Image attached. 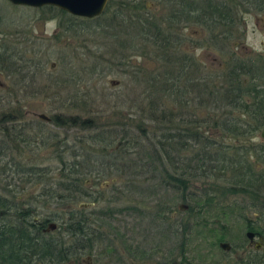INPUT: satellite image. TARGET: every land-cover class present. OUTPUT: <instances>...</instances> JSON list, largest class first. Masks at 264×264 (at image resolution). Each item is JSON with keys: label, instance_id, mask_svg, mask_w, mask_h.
I'll use <instances>...</instances> for the list:
<instances>
[{"label": "rangeland", "instance_id": "obj_1", "mask_svg": "<svg viewBox=\"0 0 264 264\" xmlns=\"http://www.w3.org/2000/svg\"><path fill=\"white\" fill-rule=\"evenodd\" d=\"M107 2L110 10L105 18L84 21L66 11L63 14V10L53 6H20L0 0V43L9 50H16L22 57L16 65L21 71L8 72L10 69L6 65L3 66L7 72L0 71V107L4 106L5 101H16V107L24 117V132L30 136L27 138H33L39 130L43 135V142L35 143L42 144L40 147H35L34 143L27 144L23 154L19 156L11 153L7 159L13 162L33 161L47 172L49 167L53 171L57 166L58 156L54 152L57 147L61 150V145L71 146L69 149L72 152L83 151L87 154V160L83 162L88 170V188L95 200L84 198L80 204L88 203V211L99 213L103 222L96 229L93 248L85 249L79 256L75 255L68 264H163L165 257L174 254L179 256L181 253L180 240L169 232L170 224L175 221L184 222L185 225L188 223L184 250L192 259V264H242L240 261L251 248L245 236L247 225L264 235V220H261L258 212L245 206V199L241 195L228 197L227 202L235 201L237 206L233 214L222 219L216 217L221 214L214 205L211 208L202 206L201 211L205 212L199 218V223L202 221L205 225L194 226V217L186 212L187 208L180 209L181 205L188 207L191 199L187 197L189 199L184 201L182 195L198 194L203 199L206 194L214 192L216 202L225 203V176L218 174L212 177L208 174L188 183L185 189L181 186H178L180 190L172 189L161 177L162 169L145 172L146 167H142L139 155L132 152L135 149L131 146L128 154H125L124 142L119 141L123 128L130 135L129 141L142 138L139 148H136L138 152H141L140 148L146 152L153 148L155 136L146 137L158 134L159 130L147 119L149 101L144 94L147 86L144 85L142 73L145 71L149 76L155 73L157 61L152 46L142 42L139 21L146 18L164 31L168 29V32H172V23L168 20L173 11L177 14L175 9L178 8V1L175 8L170 0ZM116 9L121 12L117 23L123 31L122 46L117 48V53L114 52L115 45L111 43L108 32L110 27L117 31V23L112 26L105 23ZM58 20L64 24L58 26ZM99 25L101 27H97ZM173 34L174 41L179 44L177 54L191 57L200 71L198 75H212L217 83L226 78L227 70L236 69L239 60L246 62V58L257 53L264 59V11L245 12L239 22L228 28H213L202 21L184 20L179 27L174 28ZM130 45L135 48L134 52L129 50ZM22 75H25L24 81H21ZM190 98L188 96L187 101L192 100ZM166 105L176 112V105L171 101H167ZM208 109L211 111L212 106L187 104L186 109H182L185 117L194 121V132L206 134L208 126L217 122L213 119L214 115L208 118L207 123L204 122L209 116ZM40 114L49 118L53 114L89 118L92 127L64 129L39 118ZM236 117L237 113H234L227 118ZM218 118V121L223 119L219 115ZM210 131L213 134H207L209 139L220 145H228L221 148L224 147L231 157L249 154L252 164L258 166L264 162L261 130L252 137L237 140L226 137L220 131ZM95 136L114 142L111 147L93 145L92 138ZM124 140L127 142V139ZM121 152L122 160L117 159ZM64 159L71 160L69 152H65ZM134 159L136 162H131ZM152 164L151 161L147 167ZM165 167L170 165L167 163ZM103 171L112 174L105 176ZM118 173L123 174V177L119 178ZM7 175L0 176V195L11 198L19 206H30L33 218L40 220L53 213L61 217L66 215L68 208H62L61 203L37 196L40 193L38 184L23 182L25 178L19 176L14 183L9 171ZM52 176V173L48 174V177ZM3 181L9 183V189L18 188L17 193L6 191ZM105 214L107 217H103ZM165 216L167 218L164 219ZM48 223L47 229L54 233L61 229L59 219ZM220 225H224V229ZM222 234L223 240L217 241ZM222 242L229 243L230 247L223 249L220 247Z\"/></svg>", "mask_w": 264, "mask_h": 264}, {"label": "trees", "instance_id": "obj_2", "mask_svg": "<svg viewBox=\"0 0 264 264\" xmlns=\"http://www.w3.org/2000/svg\"><path fill=\"white\" fill-rule=\"evenodd\" d=\"M177 6L178 8L175 9L177 14H173L174 19L168 20L172 23V27L179 25L181 21L190 20V22H205L213 28H228L239 22L245 12L251 10L264 11V0H241L237 1L236 4L231 2V4L221 5L211 4L209 0H206L200 5L187 7L180 4ZM109 10L110 4H107L104 13L100 16L83 19H85L84 21H91L97 18H105ZM118 11L120 9H116V12L105 22L106 25L112 26L117 23V20L121 17V12ZM62 13L64 14V11ZM145 19L139 21L141 25L139 32L143 37L142 42L148 43L150 47L152 46L157 61L155 73L150 74V76L145 71L142 73L144 85L147 86L144 94L149 101L147 119L149 118L150 123L159 132L156 131L158 134L152 136L147 135L146 138L155 136L152 144L153 148L150 152L140 148L141 153L136 148L140 145L139 142L142 138L139 137L140 140L129 141L128 131H124L122 128V136L119 141L124 142L123 151L128 154L129 148L132 146L135 149L132 152H137L140 156H138V159L143 163L142 167H146L145 172H149L147 171L149 169L152 170L151 172L162 169L160 171L161 177L172 189H178V186L185 189L188 183L190 184L192 181L208 174L212 177H217L218 174L225 176L226 179L223 180L227 187L222 190L227 198L223 204L216 202L214 192L206 194L203 199L198 194L193 196L182 195L184 201L191 198L186 212L192 218L194 217L192 221L194 226L204 224L202 221L199 223V218L201 219L203 212H205L204 210L201 211L202 206L211 208L214 205L217 212L221 214L220 216L217 215V218L222 219L229 214H233L234 207L237 204L235 201L227 202V199L234 195H241L245 199V206H249L258 212L261 220H264V162L258 166L252 164L249 160V154L242 157H231L224 150V147L228 145L224 146L220 145L219 142L211 141L207 135L211 132L210 130H214L215 132L224 133L228 138L237 140L252 137L255 132L264 128L263 57H249L246 58V62L245 60L239 62V60L236 69H230V72L227 70L226 78L217 83L216 80H213L212 75L199 76L200 71L191 57L186 59L177 54L179 44L170 38L168 29L164 31L158 24L148 22ZM1 22L0 18V25ZM62 24L64 23L58 20V26H62ZM116 26H118L117 31L110 27L108 32L111 43L115 45L114 52L117 53V48L122 46L123 31L120 30L119 22ZM130 32L134 33L132 30ZM126 35L130 34L126 33ZM129 48L130 51L134 52V47L130 45ZM21 59V55L16 50H9L0 43V71L5 70L7 72L3 65L10 69L8 72L21 71L16 66ZM24 80L25 75H22L21 81ZM188 96L192 100L187 101ZM167 101H171L176 105V112L172 108L166 107ZM16 103L12 100L5 101L4 106L0 107V176H8L9 171L13 176V182L19 176V178H25L23 182L38 184L40 193L37 196L55 200L57 204H62V208L68 209L66 215L63 214L64 217L53 213L44 216L38 223L32 217L33 212L30 206L23 207L13 203L10 208L9 205H3V199L0 198V208H3L4 211L0 215V264H68L75 255L79 256L85 249L93 248V237L96 234V229L101 227L100 224L103 222L99 213L88 211V203L87 205L80 204L84 198L95 200L88 188V170L84 167L83 162L87 160V154L83 151L79 153L72 152L73 150L69 149L71 146L61 145L63 146L62 149L60 150L57 147L59 150L57 149L54 152L56 157L58 156L56 159L58 161L57 166L53 171L49 167L47 172L33 161L26 160L24 162L19 160L13 162L9 158L7 159L12 154H18L19 156L23 154L26 151L27 144L43 142V135L40 130L33 138H27L30 136L24 132L22 123L24 117L20 115ZM187 104L189 106L191 104L204 107L212 106L211 111L208 109L209 116L204 122L207 123L208 118L210 116L212 118L213 115L215 116L213 119L217 122L214 121L208 126L209 130H206V134L194 132L195 129L192 127V125H195L194 121L185 117V111H182L183 108L186 109ZM234 113H237L235 119L227 118ZM218 115L223 119L218 121ZM50 122L56 127L64 129L72 127L89 129L92 127L89 118L81 119L76 115L61 117L59 114H53L50 117ZM174 124L176 125L174 126ZM211 134L213 133L211 132ZM124 139H127V142ZM113 142H107L104 138L96 136L92 138L93 145L101 144L105 147L107 145L111 147ZM39 144H35V147L42 145ZM52 146H55V144ZM221 146L224 147L221 148ZM112 151L116 153V151ZM65 152H69L71 160L66 161L64 159ZM122 152L117 159H123V157L120 158ZM182 153H189V155L183 156ZM135 160L131 162L135 163ZM151 161L152 166L147 167ZM29 162L31 163L27 164ZM167 163L170 165L168 168L165 167ZM127 168L128 166H126ZM140 169L139 166V171ZM50 173L54 176L48 177ZM103 173L105 176L112 174V172L105 171ZM117 175L119 178L123 177V174L118 173ZM8 186L9 183L3 181V188L6 191L17 193L18 188L9 189ZM199 204L201 206L197 207ZM101 214L104 213L101 212ZM105 216L107 217V214L103 217ZM55 219H59L62 223L59 232L54 233L48 229L45 231L47 222ZM187 225L184 222L181 223V221L170 224L171 229L169 232L180 240L182 249L179 256L174 254L165 257L163 264H192V259L184 250L185 239L188 235ZM220 228L224 229V225H220ZM249 229H253V227L247 225V230ZM223 236L222 234V237L217 241L223 240ZM246 240H248L247 237ZM255 254L258 255L259 253L250 249L240 263H253L248 261V257ZM254 264L264 263L262 260H256Z\"/></svg>", "mask_w": 264, "mask_h": 264}, {"label": "water", "instance_id": "obj_3", "mask_svg": "<svg viewBox=\"0 0 264 264\" xmlns=\"http://www.w3.org/2000/svg\"><path fill=\"white\" fill-rule=\"evenodd\" d=\"M13 5H23L32 7L54 6L60 10L66 11L75 16L83 18H94L104 13L108 0H7ZM39 118L50 121V118L45 114H40ZM261 137L264 138V128L260 132ZM186 205H181L180 209H186ZM53 227V226H52ZM254 232L248 231L246 237L252 239ZM220 247L228 249L229 243L222 242Z\"/></svg>", "mask_w": 264, "mask_h": 264}, {"label": "flooded vegetation", "instance_id": "obj_4", "mask_svg": "<svg viewBox=\"0 0 264 264\" xmlns=\"http://www.w3.org/2000/svg\"><path fill=\"white\" fill-rule=\"evenodd\" d=\"M170 1H172V3H170V4L171 5L173 4V6H176V5H180L181 4L183 6L185 5V6L189 7L190 5H192V6H194V5H200V4H202L206 0H194V1H192V0H170ZM176 1H178L177 4H176ZM209 1L211 2V4L213 3V4H216V5L229 4L230 2H232L231 0H209ZM233 2H234V4H236L237 3V0H233ZM173 14H174V12L171 15H169L170 16V19L169 20L174 19V15ZM177 27H179V25H176V26L172 27L173 28L172 30L174 31V28H177ZM173 31L172 32L171 31L169 32V36H170V38L172 40H174L173 39V35H174L173 34ZM182 56L185 57L186 59L189 58L188 56H185V55H182ZM254 56L260 57L262 55H260L259 53H257ZM0 196H2L0 198L3 199V203H4L3 205H6V206L9 205L10 208H11L12 205H13V201L11 200V198L5 197L4 195H0ZM2 209L3 208H0V215L4 212ZM34 220L39 223V220H37L36 218H34ZM48 222H47L46 228L44 229L45 231L47 230V227L49 226L48 225L49 224ZM248 231H253L254 232V236L252 237V239H248V245L251 246L250 249L252 251L259 253L258 255L255 254V255H251L250 257H248V261L253 262L251 264H254V261H256V260H262L263 263H264V254H263V252H264V249H263V247H264V235L261 234L258 231L253 230V229H249Z\"/></svg>", "mask_w": 264, "mask_h": 264}]
</instances>
